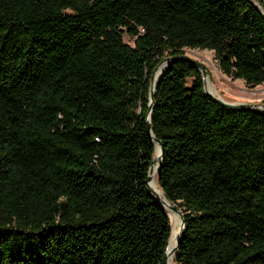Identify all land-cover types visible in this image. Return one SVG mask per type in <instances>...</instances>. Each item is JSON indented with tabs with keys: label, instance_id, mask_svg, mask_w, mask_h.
<instances>
[{
	"label": "trees",
	"instance_id": "1",
	"mask_svg": "<svg viewBox=\"0 0 264 264\" xmlns=\"http://www.w3.org/2000/svg\"><path fill=\"white\" fill-rule=\"evenodd\" d=\"M264 0H0V264H264V113L179 58L264 83ZM126 34L133 45L123 41Z\"/></svg>",
	"mask_w": 264,
	"mask_h": 264
},
{
	"label": "rangeland",
	"instance_id": "2",
	"mask_svg": "<svg viewBox=\"0 0 264 264\" xmlns=\"http://www.w3.org/2000/svg\"><path fill=\"white\" fill-rule=\"evenodd\" d=\"M123 41L129 45H133V39L126 34L123 35ZM183 55L206 66L210 83L214 91H216L224 101L231 104H242L256 111H262V109L256 105H264V83L255 87H250L242 80L226 77L219 71L217 62L214 60V54L210 50L185 48L183 49ZM206 86L207 84H205V90L207 91ZM166 213L170 221L171 211L166 209ZM177 228L180 230V221L177 224ZM171 264H174V262Z\"/></svg>",
	"mask_w": 264,
	"mask_h": 264
},
{
	"label": "water",
	"instance_id": "3",
	"mask_svg": "<svg viewBox=\"0 0 264 264\" xmlns=\"http://www.w3.org/2000/svg\"><path fill=\"white\" fill-rule=\"evenodd\" d=\"M259 9L261 11V13L263 14L264 16V7L262 6H259ZM179 58H183V59H186L187 61L191 62L195 67H197V69L201 72V77H202V80L203 82L206 84V81L207 79L209 78V74H208V71H207V68L205 65H203L202 63L198 62V61H195V60H192V59H189L187 57H178V58H165V59H162L158 64L157 66L154 68L152 74H151V78H150V88H149V108H148V117L146 119V125H147V129L151 135V130H150V114H151V110H152V107H153V97H154V92H155V88L157 86V83L159 82V79L163 76L164 74V71L167 69V67L169 66L170 62L174 59H179ZM163 63H166V67L165 69L159 74V76L157 78H155V74L156 72L159 70V68L161 67V65ZM154 82V83H153ZM204 93L209 95L210 97L214 98L216 101L219 102V104L224 107V108H228V109H237V108H242V109H248V110H252V111H256L252 108H248L242 104H231V103H227L226 101L224 100H221L220 98L212 95L211 93H209L208 91L205 90V87L203 89ZM257 107L261 108L262 111H257V112H262L264 113V105H256ZM153 141L155 142V147H156V151H155V156L154 158L152 159L151 161V164L149 166V170H148V177H147V186L149 187L151 193L153 194V196L156 198V200L158 202L161 203V205L164 207V204L166 203L167 204V210L177 214L179 216V220H180V230H179V237L183 231V229H181L183 226H184V220H183V217L180 213V211L177 209V207L171 203H169L163 196L162 198H157L159 196H156V192L150 188L149 186V181L151 180V173L153 171H156V174L159 170V166H160V162H161V158H162V151H163V145L155 138H153ZM162 193V192H161ZM165 208V207H164ZM166 210V208H165ZM179 237L176 241V244H175V247L173 249V260L175 258V255H176V251H177V246H178V243H179ZM167 249H168V246L166 248V251H165V254H164V257H163V260H162V264H168V258H167Z\"/></svg>",
	"mask_w": 264,
	"mask_h": 264
},
{
	"label": "bare ground",
	"instance_id": "4",
	"mask_svg": "<svg viewBox=\"0 0 264 264\" xmlns=\"http://www.w3.org/2000/svg\"><path fill=\"white\" fill-rule=\"evenodd\" d=\"M166 67V63L162 64L161 67L159 68V70L156 72L155 74V78H157L159 76V74L165 69ZM154 83V82H153ZM206 84H207V91L210 92L212 95L214 94V96L220 98L221 100H223L219 94L214 91L213 89V86L211 85L210 83V79L208 78L207 81H206ZM149 186L151 189H153L155 192H156V196H159L157 198H162V193L160 191V189L158 188L157 186V183H156V171H153L151 173V180L149 181ZM164 207L167 209V204L165 203L164 204ZM171 218H170V221H171V234H170V238H169V241H168V249H167V258H168V264H171L173 262V249L175 247V244H176V241L179 237V229L177 228V224L179 223V217L177 214L171 212Z\"/></svg>",
	"mask_w": 264,
	"mask_h": 264
},
{
	"label": "built area",
	"instance_id": "5",
	"mask_svg": "<svg viewBox=\"0 0 264 264\" xmlns=\"http://www.w3.org/2000/svg\"><path fill=\"white\" fill-rule=\"evenodd\" d=\"M181 229H183V227Z\"/></svg>",
	"mask_w": 264,
	"mask_h": 264
}]
</instances>
